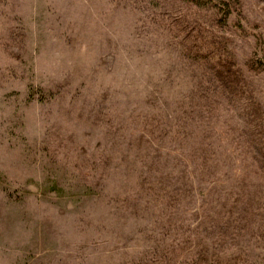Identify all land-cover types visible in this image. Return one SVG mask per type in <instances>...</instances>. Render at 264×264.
Returning <instances> with one entry per match:
<instances>
[{
	"label": "rangeland",
	"instance_id": "rangeland-1",
	"mask_svg": "<svg viewBox=\"0 0 264 264\" xmlns=\"http://www.w3.org/2000/svg\"><path fill=\"white\" fill-rule=\"evenodd\" d=\"M208 251L264 264V0H0V264Z\"/></svg>",
	"mask_w": 264,
	"mask_h": 264
},
{
	"label": "trees",
	"instance_id": "trees-1",
	"mask_svg": "<svg viewBox=\"0 0 264 264\" xmlns=\"http://www.w3.org/2000/svg\"><path fill=\"white\" fill-rule=\"evenodd\" d=\"M188 1L194 5L202 6V5H207L210 1H213V0H188ZM253 140L251 141V143L254 146V145H256V143H253ZM201 255H203V258H202L203 264H224L227 262V261H223L222 259H220L216 255H214V253H210L209 251L205 252L204 254H199L198 258L202 257ZM226 264H228V263H226Z\"/></svg>",
	"mask_w": 264,
	"mask_h": 264
}]
</instances>
